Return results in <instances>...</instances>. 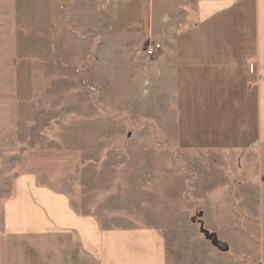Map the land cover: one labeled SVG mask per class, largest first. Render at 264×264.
I'll return each mask as SVG.
<instances>
[{
  "label": "rangeland",
  "instance_id": "1",
  "mask_svg": "<svg viewBox=\"0 0 264 264\" xmlns=\"http://www.w3.org/2000/svg\"><path fill=\"white\" fill-rule=\"evenodd\" d=\"M199 1L213 0H16L18 144L0 155V199L26 167L102 228L157 229L167 264H264L255 153L181 146L174 70L145 54L171 55Z\"/></svg>",
  "mask_w": 264,
  "mask_h": 264
},
{
  "label": "crops",
  "instance_id": "2",
  "mask_svg": "<svg viewBox=\"0 0 264 264\" xmlns=\"http://www.w3.org/2000/svg\"><path fill=\"white\" fill-rule=\"evenodd\" d=\"M197 17L171 55L156 51L175 73L179 143L254 152L264 208V0L199 1ZM17 31L16 0H0V155L18 144ZM19 168L0 199V264H167L157 229L102 228Z\"/></svg>",
  "mask_w": 264,
  "mask_h": 264
},
{
  "label": "built area",
  "instance_id": "3",
  "mask_svg": "<svg viewBox=\"0 0 264 264\" xmlns=\"http://www.w3.org/2000/svg\"><path fill=\"white\" fill-rule=\"evenodd\" d=\"M160 49V45L158 43H153L149 46H147L146 50H145V54L146 56H152L156 53V51Z\"/></svg>",
  "mask_w": 264,
  "mask_h": 264
},
{
  "label": "water",
  "instance_id": "4",
  "mask_svg": "<svg viewBox=\"0 0 264 264\" xmlns=\"http://www.w3.org/2000/svg\"><path fill=\"white\" fill-rule=\"evenodd\" d=\"M209 237H211V235H210ZM212 242H213L216 246H218L221 250H223V251L227 249L226 244L217 241L216 237H213V238H212Z\"/></svg>",
  "mask_w": 264,
  "mask_h": 264
},
{
  "label": "trees",
  "instance_id": "5",
  "mask_svg": "<svg viewBox=\"0 0 264 264\" xmlns=\"http://www.w3.org/2000/svg\"><path fill=\"white\" fill-rule=\"evenodd\" d=\"M158 55H159V54H158ZM158 55H157V56H155V57H156V58H158V57H159ZM156 58H155V59H156ZM152 59H153V58H152Z\"/></svg>",
  "mask_w": 264,
  "mask_h": 264
}]
</instances>
